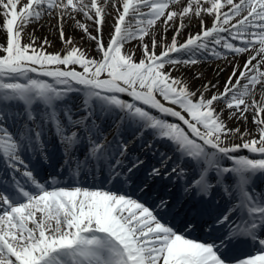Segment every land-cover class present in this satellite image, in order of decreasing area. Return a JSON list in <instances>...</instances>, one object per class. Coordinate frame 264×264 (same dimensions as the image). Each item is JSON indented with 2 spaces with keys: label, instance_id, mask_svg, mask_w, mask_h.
<instances>
[{
  "label": "snow or ice",
  "instance_id": "snow-or-ice-1",
  "mask_svg": "<svg viewBox=\"0 0 264 264\" xmlns=\"http://www.w3.org/2000/svg\"><path fill=\"white\" fill-rule=\"evenodd\" d=\"M0 264H264V0H0Z\"/></svg>",
  "mask_w": 264,
  "mask_h": 264
},
{
  "label": "bare ground",
  "instance_id": "bare-ground-1",
  "mask_svg": "<svg viewBox=\"0 0 264 264\" xmlns=\"http://www.w3.org/2000/svg\"><path fill=\"white\" fill-rule=\"evenodd\" d=\"M54 23V22H53ZM29 31H31V29H29ZM192 31H196V29L195 28H193L192 29ZM48 32H49V29H48V27H47V25L42 29V30H38L37 32H36V35L38 36V37H43L44 35H46V34H48ZM171 35V33H169V36ZM49 39H54V37L52 36V35H49ZM128 47H132V45L130 44V45H128ZM60 48V44H59V41L57 40L56 41V43H55V47H52V48H49V51H56V50H58ZM208 74L209 75H211V70L209 69L208 70ZM58 156H59V154H57V158H58ZM44 170H45V172H46V170H48L49 171V167L48 166H45V168H44ZM46 172L45 173V177H46V175H48L49 173H50V171L49 172ZM53 171V170H52ZM43 172V171H42ZM161 191H163V190H161ZM162 193V192H161Z\"/></svg>",
  "mask_w": 264,
  "mask_h": 264
}]
</instances>
